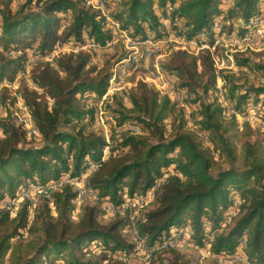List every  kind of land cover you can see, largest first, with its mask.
Segmentation results:
<instances>
[{
  "label": "trees",
  "instance_id": "1",
  "mask_svg": "<svg viewBox=\"0 0 264 264\" xmlns=\"http://www.w3.org/2000/svg\"><path fill=\"white\" fill-rule=\"evenodd\" d=\"M88 1L27 0L15 8L13 0H0V81L18 83L16 93L7 86L0 92L7 109L0 119V203L18 200L31 185L52 191L50 198L37 195L34 209L30 199L23 200L15 216L0 208V264L109 259L127 264L138 251L136 237L146 248L169 239H186L196 250L210 245L216 264L236 255L246 260L241 264H264V130L242 125L258 105L264 107V84L255 80L264 76V61L251 56L259 53L233 54L240 71L255 75V83L242 91L235 72L217 71L218 47L198 55L175 47L160 66L178 77L176 88L192 109H178L172 97L138 80L125 97L114 94L117 107L106 105L111 106L109 141L92 128L96 116L91 106L105 97L116 66L128 57L123 50L115 62H95L96 52L111 49L117 26L136 40L150 34L154 42L179 36L212 45L216 36L230 39L252 32V20L264 19V1L102 0L111 20L86 6ZM115 5L122 9L112 13ZM85 43L95 47L48 59L58 47ZM218 75L228 105L220 101ZM19 97L38 130L39 144L28 141L27 130L17 124L12 107ZM229 107L235 112L229 113ZM189 118L197 130L190 128ZM129 123L142 126L144 133L117 132ZM93 164L97 169L91 170ZM165 174L169 176L150 202L153 207L143 211L146 206L133 226L128 213L108 222L100 219L107 203L117 207L146 196ZM66 177L82 182L97 197L76 215V186L63 183L50 190L52 182ZM235 200L239 209L230 215ZM130 228L133 239L125 232ZM88 249L100 251L101 258L94 259ZM166 253L172 256L169 264H192L178 248L149 260Z\"/></svg>",
  "mask_w": 264,
  "mask_h": 264
},
{
  "label": "rangeland",
  "instance_id": "2",
  "mask_svg": "<svg viewBox=\"0 0 264 264\" xmlns=\"http://www.w3.org/2000/svg\"><path fill=\"white\" fill-rule=\"evenodd\" d=\"M25 1H27V0H13V6L15 8H17L20 4H22ZM116 2L120 3L121 0H116ZM85 5L86 6H90V7H92L95 10H100L103 15H105V16L107 15L106 17L108 19H109V15H111L110 10L108 9L106 4H105L104 7H100L98 2H96L95 0H89L88 3L85 4ZM32 6L35 7L36 5L33 4ZM121 9H122V6L115 5L111 9V12L115 13V12H118L119 10H121ZM169 9H171V7ZM253 20L255 22V29L253 30V32H248V33H251L250 36L252 38H254L256 33L259 32V29H264V24H263L264 20L263 21H259V20L257 21V18H254ZM165 23L168 24L169 22L166 21ZM250 25H252V24L250 23ZM120 33L121 32L119 31V27L117 26L116 29H115V34H114V35L118 34L117 35V42L112 45L110 50H100V51L96 52V54H95V62L96 63H98L99 65H102L107 60H109L111 62H115L119 57H121V54L123 53V50L124 51H128V52H132L133 51L129 46L126 45L124 40L119 36ZM148 35H150V34H148ZM150 36L152 37V35H150ZM234 36H236V35H234ZM237 36H244V35H237ZM170 37H173V36H170ZM175 37L177 38L179 36H175ZM220 38H223V37L220 36ZM113 40H114V38H113ZM225 40L227 41V43L222 45V46H220V47H218V49L216 51L217 56H216L215 64L217 63L216 64L217 71L219 72L220 70H223V69H231L232 72H235L236 76H237V83L239 85L243 86V88L241 89L242 91L244 89L250 87V85L253 82L255 83V80H256V83H260L261 84V81H260L261 75H257L256 79H255L254 73L249 71V69H244L243 71H240L235 66L233 54H229L228 53V51H229V39H225ZM192 41H194V43H190V45L189 44L185 45L184 43L178 42V41H171L170 43L165 44V46H163V51L160 54L156 53L155 55L150 57L149 63H147V67L146 66H138L139 64H141V62H147V60L144 61L143 59H141V62L138 61L137 64H135V65H133L132 61H129V60L126 61L127 59L130 58V53H128V57L126 58V60H123V61L121 60L119 65H117L115 70H114V73H116L115 76L113 77V79H114V87L111 86L112 84L110 82L111 85L108 88V91H107L108 94L106 93L107 96H105L102 99H100L98 107H96V105L98 104V101H96L94 103H91V106L95 108V116H96L95 121L92 124V128L94 130H96V131H103L106 134V136L108 137V141H109V135L111 134V128H110L111 124L107 123V116H109V110H110L111 106L112 107H117V101L113 100V96L116 93H120L123 97H125L126 96L125 95V90L135 86L136 82L138 80H143V81H146L148 83H151L161 93L167 94L170 97H172V99L176 103V106L178 107V109L181 108V107H184L186 110L190 109V106H189L190 104L186 103V101H185V97H186L185 93L183 92V90H178L176 88V85L178 84V80H179L178 77L176 75H174V74H167L162 69V67L160 66V63L162 61L167 60V58L169 57L171 51L174 50L175 47L187 48L190 53H193L195 55H198L202 51H205L203 49H200L201 45L199 44V42H200L199 39L194 38ZM112 43H113V41H112ZM180 44H182V45H180ZM87 45H89V43ZM91 47L92 46H86V47H84V49H82V48L74 49V47L67 46L66 48H61V50L59 52H57V54H55V51H54L53 54L48 59L52 60L55 55H58L60 53L70 52V51H78L80 49L88 50V49H92ZM193 47H197L199 49L196 50ZM176 50H178V49H176ZM246 51H254L255 53H259V54H251V56L253 57V59L256 62L264 61V54H263L264 44L251 43L250 45H244L241 48L237 49V53L238 52H246ZM225 56L228 57V60L226 59ZM157 64L159 65V67L156 66ZM127 68H134V69L129 71L128 74H125L124 72L127 70ZM123 70H124V72H123ZM19 77H20V75L16 78V80ZM218 78H219V82H218V85H217V91H218V87H221L223 89V91H224V84H223L222 78H221L220 75H218ZM164 83H166V84H164ZM5 86L9 87V89L14 94V93H16L15 91L18 88V83H16V82L15 83H10L8 81L1 82L0 83V92L3 89V87H5ZM218 94H219V91H218ZM224 99H226L225 98V94H224ZM220 101H221V97H220ZM107 103H110L109 105H111V106L107 107L106 106ZM21 104H24V102L21 100V97H19V100H18L17 104L14 107H12V110H13L14 114L17 115V124L18 125H22L23 124L24 128L29 133L28 134V141H31V143H34V144H39L41 141H40V137L37 134V132L30 133V126H32V128H35L34 122L32 120V124L26 123V115H28L29 112H28V109L25 110ZM225 104L228 105L227 101H226ZM0 105L2 106V110L0 111L1 115L2 116H6L7 115L6 107L4 105H2L1 103H0ZM192 107L194 109H196L197 105L193 104ZM259 109H261V110H259ZM177 112L179 113V110ZM249 117H251L253 119L251 125L254 128L258 127V128L261 129V131L264 130V107L262 105H258L256 107V110ZM174 118H175V116H171L170 117V119L168 121L169 126L172 124ZM188 120H189L190 128L192 130H197V127L193 124V120L190 119V118ZM244 124H245V119L242 121V125H244ZM122 126H118V128H117V132L118 133L127 132V131L120 130L121 129L120 127H122ZM138 126H140V125H138ZM68 128L70 130H72L71 126H69ZM143 133H144L143 132V128H142V126H140V133L137 134V135H140V134H143ZM32 135H36V137H33ZM155 141L156 140H153V142H155ZM108 156H109V150H108V152L107 151L104 152L105 159ZM95 169H97V168H95ZM95 169L92 168V165H91V170H95ZM168 176L169 175H167V177ZM68 179L75 180V179H72L70 177H66V178L60 180L59 183L61 184V187H62L63 183H68ZM69 184L76 186V188H77V190L79 192V201L76 204V211H75V215H76L86 203H93V201H94L93 199H96L97 197L93 193L87 192L85 190V187H84L83 183H82V185L76 184V183H69ZM38 187H39V185H31V186L25 188L21 192L20 197L18 198V200H13V201H19L20 198L22 197V195L23 194H27V193L29 195H36V197H37V195H45L46 197L50 198L51 192L49 193L46 189H40ZM157 191L158 190L154 191L155 193L153 195H151L152 197L149 198L150 200L148 199L147 204L143 208H141L140 206L133 207V214L132 213H128L130 218H131V216H135V218L136 217H140V216H142V212L143 211H147V210L151 209L153 207V205H151L150 202H152L154 200V198H155L154 195H156ZM86 197H90L92 199L83 200ZM23 200H25V199H22V201ZM22 201H19V203L17 204V209H16V206H15V203H3V209L11 210L13 216H15L17 214L20 206H21V202ZM110 205H113V204L107 203L104 206V213L102 214V216H100V219L103 222L110 221L117 214H119V215L127 214V211L124 212V213L116 212V213L108 214L107 212L109 210L108 208L110 207ZM239 205H240V201L238 200L237 203H236V211L235 212H229V214L230 215H234L238 211ZM35 206H36V200H34L32 202V209H34ZM233 206H235V203H234ZM0 208L2 209L1 203H0ZM144 208H145V210H143ZM125 232H126V235H127L128 238H132L133 239L135 237V230L133 228L127 229ZM136 240H137V243H138L137 244L138 251L135 253V255L131 256L126 261L127 264H169V261H170L169 259L172 258L170 253H166V254L162 255L161 258L157 257V258H154L152 260H149V259H151L156 253H161V252H163V251H165L167 249H172V248H178V249L184 250V252L187 253V258L191 260L192 264H216L215 261L213 260V258H211L210 254H209L210 245H207V247L205 249L196 250L195 248H193V247H195V245H191V244H187L186 245V244H183V243H173L175 245V247H172V248L170 247V248H166V249L152 251L153 246L146 248L145 247V242H144L143 239H140V238L136 237ZM174 240L177 241L176 239H169V240H166V241L175 242ZM88 251H90V250L88 249ZM100 254L101 253L98 250H96L95 252H91V255H93L94 259H96V260H99L101 258ZM237 256H241V255H236L235 257H237ZM120 258H123V257H120ZM241 258L242 259H237V260H234V261H231V262H230V260H233V258H231V259L221 258L220 259V264H241V262H246V260L242 256H241ZM112 260L113 259L101 260L100 262H97L96 264H111ZM44 264H48V263H44ZM55 264H66V263H65V260H57V261H55Z\"/></svg>",
  "mask_w": 264,
  "mask_h": 264
},
{
  "label": "built area",
  "instance_id": "3",
  "mask_svg": "<svg viewBox=\"0 0 264 264\" xmlns=\"http://www.w3.org/2000/svg\"><path fill=\"white\" fill-rule=\"evenodd\" d=\"M95 1L101 3V0H95ZM111 18H112V16L109 15V20H111ZM260 20H264V19H260ZM253 24H255V22ZM117 35H114L113 43H109L108 45H113L114 43L117 42ZM171 41H181V40L179 38H176L175 36L166 37L164 41H157L156 40V42H158V48H162L165 44H167V43H169ZM216 41H217V44L221 43V39H219V38ZM126 42H130V45H134V52H128V53H130V55H137L138 45H146V43H138V41H133L128 36H126ZM183 43L190 45V42H183ZM251 43L264 44V29H259V32L256 33L254 38H245L244 36H237V35L231 37L229 39V51H228V53L229 54L237 53V49L241 48L244 45H250ZM86 46H94L95 47V44L94 45H87L85 43L83 45L75 46L74 49L83 48V47H86ZM66 47L67 46L58 47L55 50V54H57V52H59L61 50V48H66ZM193 48H195L196 50L199 49L197 47H193ZM212 49H214V48H212ZM150 56H151V52H147V62H141V64H139L138 66H146L147 67V63H149ZM133 69L134 68H127V70L124 73L128 74L129 71H131ZM2 82H4V81H2ZM0 83H1V81H0ZM164 84H166V83H164ZM261 84H264V80H261ZM99 101H98V104L96 105V107H98ZM221 101H222V103L225 104L224 97L222 95H221ZM21 105L24 107V104H21ZM225 105H227V104H225ZM228 110L235 112V110L233 108H231V107H229ZM2 117H4V116H2L1 113H0V118H2ZM252 120L253 119L251 117H247V118H245V123L252 124ZM37 131L38 130L36 128H32V126H30V133H35ZM129 133L136 135V133H140V129L136 128V127H135V129H129ZM27 134H29V133H27ZM107 141H108V137H107ZM167 175H169V174H165L164 176L159 178L160 179V183L162 181H164V179H167ZM68 183H76V184L82 185V182H77L76 180H70V179H68ZM57 185H59V181L58 182H52L51 185H50V188H54ZM151 193H155V192H149V197H150ZM22 199H30L31 202H33L34 200H36V195H29L28 193L27 194H23L19 201H22ZM19 201H12V199H5L4 201L1 202L2 209H3V203H15V206H16V209H17V204L19 203ZM142 201H148V198H142V197L137 196V203H142ZM237 201L238 200H235V206H233L231 208L230 212H235L236 211V203H237ZM134 205L135 204H128L127 203V206H117V209H109V210H127V213H132L133 214ZM173 243H183V244H186V245L190 244L186 239H181V240H177V241L172 242V243H163V246H168V245H171ZM156 250H158V249H156ZM237 259H242V258H241V256L233 257V260H230V262L234 261V260H237Z\"/></svg>",
  "mask_w": 264,
  "mask_h": 264
},
{
  "label": "bare ground",
  "instance_id": "4",
  "mask_svg": "<svg viewBox=\"0 0 264 264\" xmlns=\"http://www.w3.org/2000/svg\"><path fill=\"white\" fill-rule=\"evenodd\" d=\"M98 4H99V6L100 7H104L105 6V4H104V2L101 0V3H99L98 2ZM107 16V15H106ZM257 21H258V19H257ZM254 23V20H252V22H251V24L252 25H255V24H253ZM264 24V23H263ZM253 32V31H252ZM250 34L251 33H247V34H245L244 35V37L245 38H252L251 36H250ZM119 36L124 40V42L126 43V45L127 46H129L133 51L132 52H134V45H130V42H126V36H128L131 40H133V41H138V43H146V45H138V48H137V55H130V58L129 59H127L126 61H132L133 62V65H135V64H137V62L139 61V62H141V59H143L144 61L145 60H147V52H151V56L150 57H152L153 55H155L156 53H161L162 51H163V47L162 48H158V42H154L153 41V39H152V37L150 36V35H148L147 36V38H145V39H141V40H136V39H134L133 37H131V35L129 34V33H127V32H122V33H120L119 34ZM119 37V38H120ZM120 38V39H121ZM177 38H179L181 41H178V42H190V43H194V41H189V40H187V39H185V38H183V37H177ZM221 39V43H219V44H217V39ZM165 40V38L164 39H162L161 41H164ZM182 42V43H183ZM170 43V42H169ZM196 43V42H195ZM227 43V41L224 39V38H220V36H216L215 37V39H214V41H213V44L212 45H209V44H207V43H203V44H200L201 46H200V49H211L212 51H216V49H217V47H220V46H222V45H224V44H226ZM168 44V43H167ZM185 44V43H184ZM183 44V45H184ZM180 45H182V44H180ZM186 45V44H185ZM254 45V44H253ZM165 46V45H164ZM212 48H214V49H212ZM125 70V69H124ZM124 70H123V72H124ZM261 80H264V76H261L260 77V81ZM112 84V85H111ZM111 86H113L114 87V79H112L111 80ZM218 91H219V96L221 97V95L224 97V91H223V89L221 88V87H218ZM108 94V93H107ZM107 94L105 95V96H107ZM104 100V99H103ZM224 102L226 103V99H224ZM25 110H27V107L24 105V107H23ZM2 110V106L0 105V111ZM259 110H261V109H259ZM27 112V111H26ZM28 113V112H27ZM229 113H233V111H229ZM26 123H29V124H32V118H31V116H30V114L28 113V115H26ZM135 127L136 128H139V127H137V126H135V125H133V124H127V125H125L124 127H122L120 130H123V131H129V129H135ZM140 129V128H139ZM137 134H139V133H136V135ZM108 148H106L105 149V151H107L108 152ZM92 168H97V165H95V164H93L92 165ZM164 181H165V179H164ZM164 181H162L161 183L160 182H157L156 184H155V186L151 189V191L150 192H154V191H156V190H158L159 189V187L161 186V184L164 182ZM63 183V182H62ZM59 187H61V184L59 183V185H57L56 187H54V188H50V190H56V189H58ZM38 188H40V189H44L42 186H39ZM46 192V191H45ZM50 192H52V191H50ZM49 192V193H50ZM47 193V192H46ZM81 193V192H80ZM154 193H151V195H153ZM81 195V194H80ZM150 195V197H149V192H148V194L146 195V196H142V198H151L152 196ZM85 196V195H84ZM155 196V195H154ZM137 197V196H136ZM150 200V199H149ZM13 201V200H12ZM127 203L128 204H135L134 205V207H136V206H140L141 208H143L146 204H147V201H142V203H137V198H134V199H128L127 201H125V203L122 205V206H127ZM14 205V204H13ZM139 207V208H140ZM108 209H117V207H115V206H113V205H110V207L108 208ZM127 210H108V214H111V213H116V212H118V213H124V212H126ZM114 215V214H113ZM134 221H135V216H131V218H130V222H131V224L133 225L134 224ZM175 241V240H174ZM173 241H163V242H160V243H157L155 246H153V248H152V251H155L156 249H158V250H161V249H166V248H172V247H175V245L174 244H171V245H168V246H163V243H172Z\"/></svg>",
  "mask_w": 264,
  "mask_h": 264
},
{
  "label": "crops",
  "instance_id": "5",
  "mask_svg": "<svg viewBox=\"0 0 264 264\" xmlns=\"http://www.w3.org/2000/svg\"><path fill=\"white\" fill-rule=\"evenodd\" d=\"M156 66H157V67H159V65H158V64H157Z\"/></svg>",
  "mask_w": 264,
  "mask_h": 264
}]
</instances>
